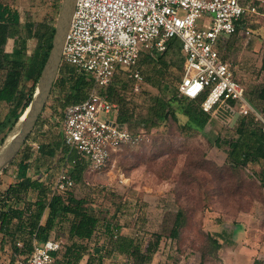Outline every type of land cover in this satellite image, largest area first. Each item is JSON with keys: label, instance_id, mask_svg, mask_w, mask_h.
Instances as JSON below:
<instances>
[{"label": "rangeland", "instance_id": "rangeland-1", "mask_svg": "<svg viewBox=\"0 0 264 264\" xmlns=\"http://www.w3.org/2000/svg\"><path fill=\"white\" fill-rule=\"evenodd\" d=\"M5 1L20 10L23 24L30 19L55 26L63 0ZM256 3L259 14L250 16L245 26L252 29L251 36L237 33L222 47L223 56L235 64L244 60V49H251L254 41L264 40V0H256ZM245 28L239 27V30ZM36 44V39L29 41L30 54ZM164 55L162 60L147 64L138 91L129 79L123 78L117 83L116 92L122 100H115L130 109V124L141 139L134 144H123L124 149L101 172L84 173L74 193L86 197L88 205L98 212L103 222L119 226L121 233L138 238L143 249L149 240L155 239V233H160L159 248L145 264H200L203 256L206 264H230V255L235 254V250L240 253L235 257L238 264H261L264 260V160L238 168L226 163L228 146L222 143L217 147L215 143L217 138L224 141L234 135L236 118L222 109L218 117H212L204 132L184 126L187 117L179 110L180 102L188 100H183L178 85L183 76L185 53L179 44ZM253 84L251 81L249 97L257 102ZM32 85L33 81L28 80L24 92L28 94ZM56 95H59L58 87L47 99L20 151L32 153L34 137L42 142L58 140L62 126L49 119L61 112ZM160 103H165L167 110L174 109L177 119L170 114L151 127L150 118ZM10 109V103L0 102V122ZM114 117L105 111L99 113L103 120ZM46 122L51 124L45 126ZM2 134L0 132V137ZM20 151L0 173V191L16 179L17 164L23 154ZM39 165L41 162L33 161L31 172ZM179 211L182 225L175 235ZM67 224L53 232V238L62 245L60 255L69 244ZM7 238L3 239L0 233V262L13 264L23 260ZM214 240L221 242L219 250H215ZM86 243L91 254L111 248L103 229ZM88 256L81 264H86ZM104 264H133V260L114 252L106 257Z\"/></svg>", "mask_w": 264, "mask_h": 264}, {"label": "built area", "instance_id": "built-area-1", "mask_svg": "<svg viewBox=\"0 0 264 264\" xmlns=\"http://www.w3.org/2000/svg\"><path fill=\"white\" fill-rule=\"evenodd\" d=\"M258 12L256 0H76L61 65L85 72L94 83L84 100L65 108L61 131L68 150L85 162L88 172H101L123 144L141 139L117 121L120 105L101 89L116 78H126L138 91L143 81L138 68L142 51L164 52L174 38L185 53L179 93L202 98L207 111L233 101L238 114L264 130V112L248 99L234 76L236 64L220 49L224 36L239 32L246 14ZM251 33L244 31L247 36ZM100 111L115 117L103 120ZM71 168L68 164L57 172L51 193L74 185ZM60 247L58 240L42 242L35 237L31 256L13 264H53V252Z\"/></svg>", "mask_w": 264, "mask_h": 264}, {"label": "trees", "instance_id": "trees-1", "mask_svg": "<svg viewBox=\"0 0 264 264\" xmlns=\"http://www.w3.org/2000/svg\"><path fill=\"white\" fill-rule=\"evenodd\" d=\"M54 31L55 26H50L43 20H30L22 25L19 9L5 0H0V74L2 75L0 102L11 104V109L6 118L0 122V132H3L0 137V144L32 99L34 89L52 47ZM9 38L15 40L11 52L6 50ZM32 39H36L37 44L30 54L29 41ZM179 44L180 41L174 38L169 41L167 50L174 46L179 47ZM166 51H142L138 60V68L143 77L147 64L162 60ZM58 74L59 77L53 85L55 89L51 90V93H55L56 87H58L59 95L56 97H58L61 112L49 119L62 126L66 106L84 100L93 86V79L85 72H80L77 75L78 71L74 67L65 64L60 66ZM28 80H32L33 85L27 94L24 92V87ZM121 80L116 78L111 84L101 89L102 93H106L112 101H121L122 98L116 92L118 91L117 83ZM181 96L184 97L183 100H188L187 102L181 101L179 109L187 117L184 124L186 128L204 132L212 117H218L220 109L236 118L234 135L229 139H224V141L217 138L215 143L217 147H220L222 143L228 146L226 163L238 168L254 165L264 160V130L248 116L237 114L233 101H229L215 110L207 111L202 107V98L191 99ZM119 103L117 121L126 124L130 131L136 135L130 124L132 116L130 109L123 106L121 102ZM164 104L160 103L159 107L153 111L149 126H157L170 114L177 119L175 110H167ZM59 133V138L58 140L55 138L54 144L41 141V154L50 158L59 153L62 165L71 164L72 176L75 180L74 185L50 193V183L41 178V173L28 174L31 153L26 150L20 151L23 154L17 164L16 179L0 191V233H2L3 239L10 238L12 249L18 251L23 256V260H26L32 254L35 237L44 242L50 238L55 230L68 223L69 244L61 255L62 245L58 251L53 252V264H81L87 254L89 256L86 264H104L106 257L114 252L131 258L133 264L149 262L159 248L161 234L155 233V239L149 240L143 249L138 238L121 233L119 226L113 227L111 223L103 222L98 212L88 205V199L78 197L74 193L77 182L82 181L84 173H86V164L76 155L68 153L65 147L60 144L62 131L60 130ZM123 149L115 152L113 157ZM75 157L77 160L73 163ZM262 173V180L264 181V171ZM181 218L182 212L179 211L174 226L175 235L178 234L182 225ZM100 229L107 233L111 248L108 251L99 250L95 254H91L86 241L92 239ZM18 241H22L23 246H18ZM214 243L215 250L222 247L220 241L214 240ZM200 264H206L205 256H203Z\"/></svg>", "mask_w": 264, "mask_h": 264}, {"label": "crops", "instance_id": "crops-1", "mask_svg": "<svg viewBox=\"0 0 264 264\" xmlns=\"http://www.w3.org/2000/svg\"><path fill=\"white\" fill-rule=\"evenodd\" d=\"M256 14H259V12L258 13H254V14L253 13L246 14L241 19L239 27L240 28H245L246 23L248 21V18H250V16H253V15H256ZM22 21H23V19H22V15H21V24L23 25ZM27 21H30V19L27 20ZM246 28L247 29H251L249 27H246ZM244 31H245L244 29L242 31L240 29L238 34L239 33L240 34H244ZM251 31H252V29H251ZM232 36H234V35H232ZM230 37L231 36H224V38L221 40L220 49H221L222 54H223L222 47L225 44L226 40L228 38H230ZM14 42H15L14 38H9L8 39V42L6 44V50L7 51L11 52L13 50ZM9 44H10V46H9ZM251 47H252L251 49H248V48L244 49V51H243L244 60L239 62L238 64H236L233 67L234 76H235L236 79H238L237 77H239L244 82V84H246V85H244L243 82L238 79V81H240L243 84V86H244V88L246 90V94L248 96V99L255 106H257L261 111L264 112V40L259 39L258 41H254L251 44ZM256 70H257V73H255ZM259 72H260V74H259ZM251 81L254 83L253 85H254L255 88H254V91H253L254 92L253 95L256 97V101L257 102H253L250 99V97H249V86H250ZM49 124L46 122L44 125L47 126ZM50 142H52V144H54V141H50ZM32 143L33 144L34 143L38 144L39 147L36 148V149L34 148V150H32L33 152L31 153V156L29 158V165L30 166H29L28 174L29 175H33L34 173H37V174L41 173V176L42 177L44 176L43 178L42 177L41 178L45 182L50 183V193H51L52 192V184H53V181L55 180L57 172L60 169H62L64 166H67V165H62V159L60 158V156H59L60 154L59 153L55 157H50V158L49 157L47 158L44 155H42L41 154V141L39 140V138L34 137L33 140H32ZM60 144L63 147H65V149L68 151V153H71V154L75 155L73 152H70L68 150V147L65 145L64 140H63V134L61 135ZM33 161H35L36 163H40L41 162L42 165H39L38 169H36L35 171L31 172V165H32ZM41 169H44V170H41ZM55 169H56V172L54 171ZM72 170L73 169L71 168V173H72ZM53 171H54V175L51 174V172H53ZM86 172H88V171L86 170ZM17 173H18V167H17V172H16L15 177L17 176ZM45 173H46V175H45ZM49 177H51L52 180L49 181L48 180ZM49 239H55V238H53V233H52V235L50 236ZM55 240H57V239H55ZM19 242H21V244H22V241H18L17 244ZM19 246H21V245H19ZM234 253L235 254L230 255V257H231L229 259L230 264H238L237 258L235 259V257L238 256V254H240V253L238 252V250H235ZM261 264H264V260L262 261Z\"/></svg>", "mask_w": 264, "mask_h": 264}, {"label": "water", "instance_id": "water-1", "mask_svg": "<svg viewBox=\"0 0 264 264\" xmlns=\"http://www.w3.org/2000/svg\"><path fill=\"white\" fill-rule=\"evenodd\" d=\"M75 5H76V0L62 1L61 8L55 24L52 47L50 49L48 57L41 71L36 88L32 95V99L25 110H27L31 106H34L35 108L32 112V116L29 119L27 125L19 133L17 140L8 149L7 154L0 162V173L21 150L22 146L24 145L31 131L36 125V122L39 116L41 115L43 108L45 107L47 99L50 96L52 87L60 70V66L62 62V52L65 44L66 35L74 15ZM22 114L17 119L13 127L8 131L3 142L0 144V153L3 150L2 146L6 143L9 134L17 127L18 122L21 120Z\"/></svg>", "mask_w": 264, "mask_h": 264}, {"label": "bare ground", "instance_id": "bare-ground-1", "mask_svg": "<svg viewBox=\"0 0 264 264\" xmlns=\"http://www.w3.org/2000/svg\"><path fill=\"white\" fill-rule=\"evenodd\" d=\"M34 106L29 107L21 116V120L18 122L17 127L9 134L6 143L2 146V152L0 153V162L3 160L5 155L7 154L8 149L12 146L13 143L17 140L19 133L24 129L27 125L29 119L32 116V112L34 110Z\"/></svg>", "mask_w": 264, "mask_h": 264}]
</instances>
